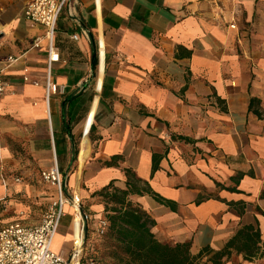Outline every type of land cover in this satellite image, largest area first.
I'll return each mask as SVG.
<instances>
[{
  "label": "crops",
  "instance_id": "0c3cea01",
  "mask_svg": "<svg viewBox=\"0 0 264 264\" xmlns=\"http://www.w3.org/2000/svg\"><path fill=\"white\" fill-rule=\"evenodd\" d=\"M29 2L0 0L7 224L40 222L56 196L40 173L56 166L65 194L88 206L85 243L104 217L92 194L125 189L131 174L149 194L129 200L158 242L213 254L233 240L220 264H264V0H67L49 70ZM75 218L65 205L52 242L65 264ZM84 243L82 258H98Z\"/></svg>",
  "mask_w": 264,
  "mask_h": 264
},
{
  "label": "built area",
  "instance_id": "2783aa9c",
  "mask_svg": "<svg viewBox=\"0 0 264 264\" xmlns=\"http://www.w3.org/2000/svg\"><path fill=\"white\" fill-rule=\"evenodd\" d=\"M67 0H30L24 9V17L43 27L44 33L34 42L38 45L41 38L46 40L48 70L53 62H57L59 54L54 43L55 27L62 6ZM230 27H234L230 23ZM75 39L76 36L74 35ZM8 62L15 58L8 57ZM24 80L26 78L24 77ZM7 86L0 71V97ZM56 90L49 80V71L46 78V91ZM43 183L52 184L56 189V196L52 199L41 220L37 224L25 225L18 222L9 223L0 229V264H65L62 256L52 250V242L59 229L60 219L64 215V206L71 205L75 211V220L78 222V231L74 235V253L72 262L75 264H104L97 258H88L81 261L84 239L80 233L81 224L89 221V215L81 207L80 200L74 196L68 197L65 192V181L56 166L40 173ZM18 180V179H16ZM74 220V222H75ZM106 218H99L95 227L98 236L105 234L108 228Z\"/></svg>",
  "mask_w": 264,
  "mask_h": 264
},
{
  "label": "trees",
  "instance_id": "16d2710c",
  "mask_svg": "<svg viewBox=\"0 0 264 264\" xmlns=\"http://www.w3.org/2000/svg\"><path fill=\"white\" fill-rule=\"evenodd\" d=\"M253 102L254 99L251 98L250 107ZM133 178L131 174L127 175L125 189L116 188L110 182L92 194L103 204L104 218L109 223L105 240L111 256L116 258L119 264H220L233 240H230L223 250L213 254L208 247L202 248L197 254H191L188 242L173 246L158 242L151 231L154 223L146 211L129 200V196L133 194H149L146 189L139 188ZM129 179L132 182H129ZM97 259L100 260L99 257Z\"/></svg>",
  "mask_w": 264,
  "mask_h": 264
},
{
  "label": "rangeland",
  "instance_id": "374dc122",
  "mask_svg": "<svg viewBox=\"0 0 264 264\" xmlns=\"http://www.w3.org/2000/svg\"><path fill=\"white\" fill-rule=\"evenodd\" d=\"M39 180L41 183H43L41 181V178L39 177ZM46 184V183H43ZM101 200V199H100ZM49 204V203H48ZM47 204V206H48ZM47 206L45 209H47ZM81 207L82 209H84L86 211V209H88V206L86 204H82L81 203ZM45 211V210H44ZM45 213V212H44ZM43 213V214H44ZM103 216L105 217V212L104 210L102 211ZM6 214L4 212V207L2 205H0V229L7 224L6 222ZM105 235L102 236H98L95 233V230L93 228H88L86 236H85V243H84V247L87 245L90 246V248L93 251H96L98 254V257L101 258V261L104 264H119L118 260L116 258H114L113 256H111V252H110V248L108 246V243H106L105 240ZM90 249V252H92V250Z\"/></svg>",
  "mask_w": 264,
  "mask_h": 264
},
{
  "label": "bare ground",
  "instance_id": "6f19581e",
  "mask_svg": "<svg viewBox=\"0 0 264 264\" xmlns=\"http://www.w3.org/2000/svg\"><path fill=\"white\" fill-rule=\"evenodd\" d=\"M77 231H78V222L75 221V223H74V235L77 234Z\"/></svg>",
  "mask_w": 264,
  "mask_h": 264
}]
</instances>
